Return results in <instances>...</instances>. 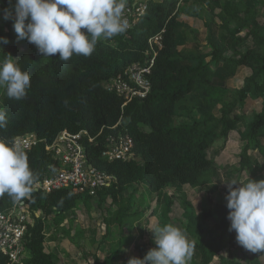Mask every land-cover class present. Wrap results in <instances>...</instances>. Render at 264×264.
<instances>
[{"label":"trees","instance_id":"trees-1","mask_svg":"<svg viewBox=\"0 0 264 264\" xmlns=\"http://www.w3.org/2000/svg\"><path fill=\"white\" fill-rule=\"evenodd\" d=\"M253 1H259L264 7V0ZM178 2L126 0L130 10L144 6L140 14L126 13L130 16L128 31L99 41L91 56L74 55L67 62L59 60L58 53L43 57L35 45L26 40L17 41L12 20L0 21V36L9 41L0 45V59L9 54L18 58L21 69L31 78V86L22 100L9 99L2 90L0 105L7 111L8 124L0 129V138L14 142L17 136L33 133L44 140L40 149L23 150L37 183L54 163L52 154L44 149L45 142H52L64 129L72 133L86 130L95 137L93 144L85 137L81 139L87 162L115 178L95 196L69 190H33L25 199L44 218H39L28 230L29 257L25 264H62L44 247V220L62 223L76 209L78 201L89 204L96 199L99 207L106 202L117 206L114 211L105 210L107 215L102 221L108 228L121 226L131 217L129 210L133 205L129 199L124 205L120 194L142 182L147 183L152 193L160 192L168 183L198 187L209 182L214 160L206 152L216 141L224 142L238 124L244 128L246 144L233 172H244L254 181L264 179V158L260 160L249 152L250 146H260V138L264 137V22L258 21L250 8L243 9L238 1L223 0L220 11L211 20L216 24L218 40L209 42L210 51L179 49L175 40ZM4 8L10 9L9 0H0V16ZM206 30L209 34L207 27ZM155 35L161 36V42L154 45L156 54L148 75L150 89L145 97H134L123 105V98L108 91L104 84L118 76L125 78L126 70L133 64L146 63L153 54L149 39ZM248 40L246 51L241 52L240 46ZM210 62L221 65L231 75L240 66L248 67L251 72L240 88L230 89L212 80ZM248 98L260 101L258 111L247 113L242 109ZM215 108H218L217 115ZM180 115L190 122L177 124ZM121 134L132 138L134 157L124 161L102 158L105 138ZM14 203L5 194L0 197V211ZM210 215L209 210L199 217L187 215L199 254L198 264H211L215 257L221 264H234L220 253L230 242L223 241V232L212 241L203 238ZM145 253V249L136 250L129 260L143 258ZM262 255L251 253L250 261L259 264ZM114 258L109 255L102 264H119L113 262ZM6 262L7 258L0 255V264Z\"/></svg>","mask_w":264,"mask_h":264},{"label":"rangeland","instance_id":"rangeland-1","mask_svg":"<svg viewBox=\"0 0 264 264\" xmlns=\"http://www.w3.org/2000/svg\"><path fill=\"white\" fill-rule=\"evenodd\" d=\"M235 1H238L243 9L250 8L258 21L264 22V7L259 1ZM12 2L14 3V0ZM222 3L223 0H179L175 26V40L179 49L197 48L204 52L210 51L209 42L218 40L216 24L211 20L213 15L220 11ZM11 7L12 4L10 9ZM142 7L143 5H140L135 10ZM126 9L128 8H125V13ZM135 10H131L129 14ZM241 15L243 16V12ZM0 21L5 22L3 14ZM249 44V40L243 43L240 46L241 52H245ZM210 66L213 69L212 80L230 89L240 88L243 79L251 72L248 67L240 66L236 73L231 75L221 65L210 62ZM2 90L0 89V94ZM260 107V101L248 98L242 109L249 113L253 110L258 111ZM214 113L218 114V108L214 109ZM194 117L199 118L198 114ZM187 122L190 120L181 115L176 119L177 124ZM243 136L244 128L238 124L235 130L228 133L224 142L216 141L213 148L206 152L207 157L214 160V169L209 182L202 186L191 187L174 182L166 184L160 192L152 193L147 183L142 182L139 186L121 193L120 199L123 204L126 205L129 199L133 205L129 210L131 217L121 226L113 225L106 228L102 221L107 215L105 210L114 211L117 206L106 202L99 207L96 205L97 202L95 203L96 199L89 204L78 201L76 209L68 213L60 224L44 220L45 249L56 255L58 262L62 264H102L109 255H114L113 262L126 264L134 255V251L145 249L147 253L150 248L155 247L151 232L156 226L171 223L185 231L193 243L189 264H198L199 254L194 246L195 238L188 227L187 215L199 217L203 211L209 210L211 215L206 219L204 240L218 239L223 232V241L230 242L221 250L222 256L234 264H255L250 261L252 252L238 245L235 232L228 231L230 222L226 218L228 212L225 201L226 183L231 181L245 183L249 179L253 180L244 172H233L239 165V154L246 144ZM249 152L260 160L263 159L264 137L260 138V146L251 145ZM262 175L264 176V171ZM37 214L35 223L39 218H44L41 212ZM100 241L101 245L98 244ZM258 261L259 264H264V256L262 255ZM211 264L221 262L215 257Z\"/></svg>","mask_w":264,"mask_h":264},{"label":"clouds","instance_id":"clouds-1","mask_svg":"<svg viewBox=\"0 0 264 264\" xmlns=\"http://www.w3.org/2000/svg\"><path fill=\"white\" fill-rule=\"evenodd\" d=\"M3 19L13 21L16 39L36 46L43 57L59 54L67 62L74 55L88 57L101 40H110L130 28L125 16L126 0H9ZM0 36V45L8 43ZM2 51V49H0ZM31 86L30 74L10 54L0 59V89L7 98L22 100ZM8 124L0 105V129ZM36 177L28 157L15 142L0 138V197L19 202L31 195ZM225 196L228 231L235 232L238 245L252 253H264V179L245 183L231 181ZM155 247L143 258L128 264H189L193 243L185 231L167 223L151 232Z\"/></svg>","mask_w":264,"mask_h":264},{"label":"built area","instance_id":"built-area-1","mask_svg":"<svg viewBox=\"0 0 264 264\" xmlns=\"http://www.w3.org/2000/svg\"><path fill=\"white\" fill-rule=\"evenodd\" d=\"M137 9V13H141ZM126 9V13H130ZM126 18L129 20L128 15ZM161 36L155 35L149 39L153 51L146 63H136L129 67L125 75L112 78L104 87L124 100L123 105L134 97L143 98L150 89L148 75L151 64L154 62V45H160ZM86 138L94 143L95 137L90 136L86 130L72 133L66 129L60 131L52 142H45L44 149L51 153L54 163L42 179L33 185V190L51 192L55 190H69L81 195L95 196L97 191L111 185L115 178L87 162L85 145L81 139ZM14 142L23 150L40 149L43 139L37 138L33 133L17 136ZM133 141L128 134L110 135L105 138L101 157L113 160H128L134 157ZM37 211L29 207L26 199L16 202L7 210L0 211V255L7 258L6 264H25L29 257L26 246V236L30 227L34 226Z\"/></svg>","mask_w":264,"mask_h":264},{"label":"crops","instance_id":"crops-1","mask_svg":"<svg viewBox=\"0 0 264 264\" xmlns=\"http://www.w3.org/2000/svg\"><path fill=\"white\" fill-rule=\"evenodd\" d=\"M264 256V255H263ZM262 257V256H261ZM261 264V263H260Z\"/></svg>","mask_w":264,"mask_h":264},{"label":"water","instance_id":"water-1","mask_svg":"<svg viewBox=\"0 0 264 264\" xmlns=\"http://www.w3.org/2000/svg\"><path fill=\"white\" fill-rule=\"evenodd\" d=\"M147 130H149V129L147 128Z\"/></svg>","mask_w":264,"mask_h":264}]
</instances>
